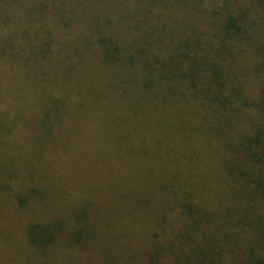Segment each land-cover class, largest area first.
Masks as SVG:
<instances>
[{"label":"trees","instance_id":"trees-1","mask_svg":"<svg viewBox=\"0 0 264 264\" xmlns=\"http://www.w3.org/2000/svg\"><path fill=\"white\" fill-rule=\"evenodd\" d=\"M0 192L17 264H264V0H0Z\"/></svg>","mask_w":264,"mask_h":264},{"label":"rangeland","instance_id":"rangeland-1","mask_svg":"<svg viewBox=\"0 0 264 264\" xmlns=\"http://www.w3.org/2000/svg\"><path fill=\"white\" fill-rule=\"evenodd\" d=\"M21 185V184H20ZM14 187V189L19 188V184L17 183H13L12 185ZM9 199H14L13 197L9 196L8 194H5L4 192H0V206H4V208H6L5 211L8 210L9 205L7 204L10 200ZM13 204V203H12ZM14 206H17L18 209H13V207H11L10 209V214L9 217L7 218L6 216H3L2 214H0V221L2 223H0V264H7L6 262L3 261V259L1 258V256L5 259L11 258L12 261L9 262V264H17L15 263V260L13 258V253L12 251L15 250L14 245L12 244V238H7L6 235L2 234V231H7L8 228L6 226L12 224V227H14L15 229H17L15 232L17 233H21V229L19 228V226L21 227V221L22 216L25 219H34L35 218V214L33 213H28V212H23V208L18 207V205L13 204ZM0 210H3L2 208ZM17 211V212H15ZM3 212V211H0ZM19 212V213H18ZM18 214H20L21 216H18ZM2 216V217H1ZM20 229V230H19ZM57 248V245H56ZM60 247H58L59 249ZM53 250V248H52Z\"/></svg>","mask_w":264,"mask_h":264}]
</instances>
